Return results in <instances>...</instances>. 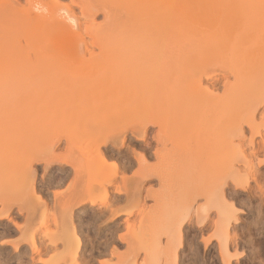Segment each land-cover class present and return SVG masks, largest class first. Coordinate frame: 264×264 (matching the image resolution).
<instances>
[{"label": "rangeland", "instance_id": "obj_1", "mask_svg": "<svg viewBox=\"0 0 264 264\" xmlns=\"http://www.w3.org/2000/svg\"><path fill=\"white\" fill-rule=\"evenodd\" d=\"M27 1L12 0L19 3L15 5L20 9L25 6L22 9L37 11ZM39 2L42 4L36 6L44 14L53 9L55 15H62L58 16L60 19L66 15L71 30L82 37L74 41H47L38 47L21 46L15 52L19 58L56 52L73 58L72 61L44 66L15 84H4L6 72H0V264H264V150L260 148L264 147V0H186L189 19L204 24L202 30L189 27L192 29H188L189 39L200 41L201 36V40L203 36L209 39L211 31L215 39L223 41L219 42L221 46L229 42L222 50L219 48L221 51L204 55L206 60L201 62L203 58L199 59L192 47L194 42L190 41L193 45L188 46L186 54L194 55L196 63L193 57L189 58L196 67L189 61L187 75H191L185 80L189 92L198 95L199 77L203 79L202 86H209L212 81L198 73L201 63L219 81L215 88L211 87L212 99L210 95L205 98L210 94L206 93L200 96L202 104L197 109L191 108L195 109L191 117L198 119L192 120L194 124L189 122L188 132L187 124L182 122L185 128L180 129H185L186 135L182 131L183 140L175 143L172 140L180 130V123L168 122L163 113L159 116L155 104L154 110L151 105L154 100L148 98L151 104L147 100L153 91H149L151 87H156L150 83L149 75L158 74L149 70L150 80L145 76V81L142 70L159 68L164 62L171 65L177 60L173 57L176 51L159 48L160 41L144 40V33L140 38L135 36L140 39L136 40L138 43L132 34L108 36V31L117 25L115 20L120 19L114 12L122 11L125 6L122 1L113 6L108 4L107 11L112 10L114 15L108 14L109 19L104 14L105 8L88 10V0ZM177 3L178 0L173 1L174 14L179 11ZM9 6L11 1L0 0V51L11 44L12 35L8 31L22 24V19L14 18L12 8H6ZM140 7L130 6L131 19L141 15L143 7ZM7 10L12 12L14 21L10 13L5 14ZM223 10L231 12H227L230 16H226V21L220 19ZM67 14L74 16L76 22L67 19ZM112 18L115 20L111 21ZM140 19L132 21L138 24ZM220 22L226 26L222 35L206 27ZM232 22L238 28L233 27L236 31L228 27ZM188 23L196 24L192 19ZM250 25L256 29L253 36ZM118 45L125 47L126 52L120 51L118 54H122L115 56L117 52L113 50ZM8 53L1 55L0 66L11 62L12 55ZM90 57L100 62L98 72L75 88L55 86V89L53 85L50 88L51 76L66 78L75 74L80 69L76 59ZM114 60L118 64L109 67ZM112 67L116 68L113 70L116 75L126 76L113 92L106 84L114 75L109 70ZM15 68L1 66L0 71L10 73ZM106 85L116 98L113 94V98L106 96L110 92ZM145 87L149 89L145 91ZM86 92L95 95L86 98ZM14 93L21 98L15 96L18 100L11 101ZM124 93L128 94L124 97L127 100L121 98ZM174 98L170 95L167 98L170 102L154 99L159 105L162 102L173 107L180 103L179 97ZM214 111L217 116L207 120V114ZM150 119H160V123L150 124ZM227 120L234 121L240 129L225 133L223 126L233 127ZM215 132H223V136H216L217 141L210 143V148H200L199 140ZM98 149L107 162L117 163L113 178L110 169L101 167L100 158L96 157ZM141 155L145 162L141 161ZM47 156L55 158L52 163L48 160V166ZM255 172L259 174L255 175L259 176L255 177L257 182L253 178ZM105 187L108 194L104 197ZM92 194L95 203L91 202ZM76 246L79 250L75 252Z\"/></svg>", "mask_w": 264, "mask_h": 264}, {"label": "bare ground", "instance_id": "obj_2", "mask_svg": "<svg viewBox=\"0 0 264 264\" xmlns=\"http://www.w3.org/2000/svg\"><path fill=\"white\" fill-rule=\"evenodd\" d=\"M9 1H11V8H10V6L9 7H6L7 9H11V11L14 13V18H18L19 20L20 19H22V24H20L19 25V28L17 27V29L16 28H14V29H16V30H14L13 28H12V31L11 30H9L8 31V33L9 34H11L12 35V37H11V46L9 45V44H7V45H5V47H4V49H2V51H0V52H2L1 54H0V57H1V55H4V53H8V51H9V55L11 56L12 55V57H11V59L9 60V61H11L10 63H7L6 64V66H5V63H4V65H1L2 67L4 66V69H6V68H10V67H12V66H14V67H16L15 68V70L14 71H12V72H10V73H8L9 72V70H1L0 72H2V71H4V72H6V77L7 78H4L5 80H3V83L4 84H15V83H17V82H19V81H21L22 79H25L26 77H27V75L29 76V75H33L32 73H34V71L36 72H38L40 69H42L44 66L45 67H54V66H56L58 63H60V62H63V63H65V62H68V61H72L73 60V58H70V57H68V56H64V55H59V54H57L56 52H54V53H52V55H51V53L49 54V55H46V54H38L36 57H31V58H19V57H17V54L15 53L16 51H18L17 49H19L21 46H23V47H26V45L28 46H35V47H38V46H40L41 44H44L45 42H47V41H60V40H70V41H74V40H78V38L80 37H82L80 34L81 33H79V32H73L72 30H71V24H69L68 23V21H66L65 19H66V15L65 16H63L61 19H60V17L62 16H60V14L58 15V16H60L59 18H58V16L57 15H55L56 13L55 12H52L53 11V9L52 10H47L46 12H50V13H47V14H44V12H42L43 10L42 9H40L41 10V12H40V10L38 9V7L36 6V5H38V4H40L41 2H39V0H28L27 2H29V1H31V4H30V7H32L33 9L36 7L37 8V11L39 10V12H37V11H33V10H26V9H29V8H26V9H22V8H24V7H22L21 9L19 8V7H17V6H19V5H15V4H19V3H13L12 2V0H9ZM118 1V2H117ZM123 2L124 3V8H122V11L120 12V11H116V12H114V10H113V12H114V15H117L118 16V18H120L119 19V21H118V19L117 20H115V19H113L112 18V20L111 21H113V20H115V21H117L114 25H116V27L114 26L113 27V29H111V33H110V35H109V31H108V36H113V35H117V34H120V35H126V34H132L134 37L135 36H140L141 35V33L143 34L144 33V40H146V41H149L150 40V42L151 43H153L152 42V40L154 41H160L161 43V45L160 46H162V47H159V48H162V49H164V47H166L165 49H169V48H171V50H173L175 53H177V54H175V55H173V57L175 56V58L177 59L176 61H174V63H172L171 65L168 63H166V62H164L163 64L164 65H162V66H160L159 68H154V67H149V68H145L146 70L148 69V71H143V70H145V69H143L142 70V73H144V74H142V75H144V77L143 76H141V78L140 79H142V77H143V79L146 81L147 79V77L145 78V76H148L147 75V73L149 72V70H151L150 72L153 74H155V73H157L156 75L157 76H153V75H149V76H151V81H150V83H152L153 84V86H156V87H154V89H153V87H151L152 89L151 90H149V91H152V93L150 94L151 96L153 95V98L149 95V93H147V95H149V96H147V100H148V98H149V100H154V103H152L151 104V102H149V100H148V104L150 103L151 105H152V108H153V104H155V106H156V109H155V107L153 108V110L155 109V110H157V111H159V113L160 114H158L159 116H161V114L163 113L164 115H166L167 117V121L169 122H171V121H175V122H179L180 124H178V126H179V128L178 129H180V126H182L183 128H185V124H187V126H186V131L188 132V130H187V128L189 127V125H190V123L189 122H192L193 123V121L192 120H195L196 121V119H198V118H192L191 117V115H194V111H195V109H197L196 107H198L200 104H202V103H200V102H202L201 101V99H200V96L201 97H203V96H205V94L206 93H210V94H207V96H205V98H209L208 97V95H210L211 96V93H212V89H211V87H216V85H217V80H218V78L216 77V74L214 73V72H208V71H206V69H207V67L205 66V64H203V63H201V64H203V65H201L200 64V69H198V70H200L198 73H200V75L203 77H206V78H209V79H211L212 81H211V83H210V85L209 86H202L201 84V82H202V80L203 79H201L200 77L199 78H197V81H198V89H199V92H198V95L197 96H193V94H191L190 92H189V90L188 89H190L189 87H186L185 86V80H186V77L188 78V76L189 75H191V74H189V75H187L188 74V72L190 73V70H189V67L191 66L190 64L191 63H193L194 64V62H193V60H194V55H190V56H188L187 57V54H186V51H187V48H188V46H192V45H190V41H191V43H193L194 42V45L192 46L195 50L194 51H196V53L198 54V56H199V59H202L203 57H204V55H206V54H208V53H210V51H212L213 52V50H216V51H218L219 52V48H221V47H224V46H221V44L220 43H223V41L222 42H220L219 40H217V39H215V37H213V35H212V32L210 31V29H215L216 31H218L217 32V34H219L220 32H222L221 33V35L223 34V32H224V30H226V26H223V22H220V23H213L212 25L211 24H209V25H207L206 27H208L207 29L210 31V33H211V37H210V35H209V39H205L204 37L205 36H203V40H201V38H202V36H201V38H199L200 39V41H195L194 39L193 40H191L192 38H188L189 37V35H188V32H189V30H192V29H189V27H193V28H197V27H199V29H201L202 30V28H200L201 26H203L202 24H201V22H200V24H199V22H196L192 17L190 18V19H192L193 20V23H196V24H192V25H190L188 22H189V17H188V15H187V4H186V0H178V10L179 11H176V13L174 14L173 13V11H172V7H173V1L174 0H88V2H87V5H86V7H87V9L88 10H92V9H95V8H101L102 9V11H104L105 9V11H104V14H105V16L107 15V19H109V17H108V14L109 15H113V13H112V10H110V12L109 11H107L109 8H108V6L110 5V4H112V5H110V6H113V4H116V3H119V2ZM26 2V3H27ZM35 2H36V4H35ZM45 2V1H44ZM13 3V4H12ZM38 3V4H37ZM50 3V2H49ZM48 3V4H49ZM136 3V4H135ZM28 4V3H27ZM42 4V3H41ZM47 4V3H46ZM109 4V5H108ZM9 5H10V2H9ZM29 5V4H28ZM27 5V6H28ZM31 5H33V6H31ZM53 5V4H52ZM107 5V6H106ZM131 5H135V6H141V7H143V10H142V13H141V15H139V17L141 18L140 20H138V24H136V22H137V19H139V17L138 18H136V15H134L135 16V18H132L131 19V15L133 16V14L130 12V6ZM29 7V6H28ZM127 7H129V9H127ZM140 7V8H141ZM40 8V7H39ZM103 8H105L104 10H103ZM108 8V9H107ZM140 8H137V9H140ZM200 9H202L203 10V7H199ZM111 9H112V7H111ZM137 9H136V11H137ZM174 9V8H173ZM206 9V8H205ZM26 10V11H25ZM55 10V9H54ZM5 11V10H4ZM8 11V10H7ZM55 11H57V10H55ZM140 11H141V9H140ZM139 11V12H140ZM3 12V11H2ZM12 12L10 13V11H8V12H5V14L7 13V14H9L10 13V18H13L12 16H11V14H12ZM106 12V13H105ZM121 13V15H119L120 13ZM207 12V11H206ZM227 12H229V11H226V10H223V12L221 13V15H220V19H221V21L223 20V18H224V20L226 21V16H230V15H228V13H227V15H226V13ZM112 13V14H111ZM208 13V12H207ZM229 13H231V12H229ZM203 14H204V12H203ZM13 15V14H12ZM15 15H16V17H15ZM22 15V18L20 17ZM113 15V16H114ZM8 16V17H9ZM20 18H19V17ZM67 16H68V14H67ZM120 16V17H119ZM142 16V17H141ZM215 16V15H214ZM188 17V18H187ZM13 18V21L15 20ZM71 19L72 21H75L76 22V18L74 17V16H71V15H69L68 17H67V19ZM231 18H232V16H231ZM9 19V18H8ZM17 19V20H18ZM188 19V20H187ZM228 19V18H227ZM18 20V21H19ZM136 21V22H133V21ZM223 20V21H224ZM229 20V19H228ZM114 21V22H115ZM195 21V22H194ZM199 21V20H198ZM4 22V21H3ZM19 22V23H20ZM113 22V23H114ZM191 22V21H190ZM70 23H72V22H70ZM73 24H74V22H73ZM3 25V24H2ZM254 25V24H253ZM253 25L251 26L252 28L251 29H253V31H251V33L250 34H252V32H254V30H256V29H254L255 27H253ZM257 25V24H256ZM255 25V26H256ZM22 26V27H21ZM235 26V23H229V25H228V27L231 29L232 28V30L234 29L233 27ZM249 26V27H250ZM260 26V25H259ZM236 27V29H238L237 28V26H235ZM244 27H246V29H249L248 28V26H244ZM115 28V29H114ZM225 28V29H224ZM259 28V27H258ZM7 29V28H6ZM138 29V30H137ZM189 29V30H188ZM198 29V28H197ZM236 29H234L235 31H236ZM25 30H26V32H25ZM85 30H87V29H85ZM113 30V31H112ZM144 30H146V32L148 31L149 33H146V32H144ZM194 30H196V29H194ZM204 30V29H203ZM229 30V29H228ZM233 30V31H234ZM245 30V29H244ZM250 30V29H249ZM257 30H259V29H257ZM27 31L29 32V33H27ZM131 31V33H129ZM133 31V32H132ZM137 31H140V33L139 32H137ZM197 31V30H196ZM198 31H200V30H198ZM10 32H12V33H10ZM137 32V33H136ZM191 32V31H190ZM194 32V31H193ZM206 32V31H205ZM230 32H232V31H230ZM242 32H246V31H242ZM258 32V31H257ZM261 32V31H260ZM24 33L26 34L27 33V35H24ZM125 33V34H124ZM195 33H197V32H195ZM194 33V34H195ZM247 33V32H246ZM249 33V32H248ZM247 33V34H248ZM149 34V36H147ZM156 34V35H155ZM199 34L201 35V32H199ZM154 35L155 36H157L158 37V39L156 38V37H154ZM200 35H198V36H200ZM207 35V34H206ZM252 36H253V34H252ZM251 36V37H252ZM262 36V35H261ZM98 37V36H97ZM96 37V38H97ZM100 37V36H99ZM98 37V38H99ZM135 37L134 38V40H135V42H137L136 40L138 39V38H140V37ZM148 37H152V38H154V39H150V38H148ZM223 37V36H222ZM96 39L97 41H100L101 39ZM142 38H141V40H142ZM146 38V39H145ZM156 38V39H155ZM207 38V37H206ZM225 38V37H224ZM263 38H264V36H263ZM149 39V40H148ZM160 39V40H159ZM198 39V40H199ZM205 39V40H204ZM253 38H251V39H248V40H252ZM13 40V41H12ZM15 40H16V42H15ZM83 40V39H82ZM140 39H138V41H139ZM9 41V40H8ZM143 41V40H142ZM258 41H259V39H258ZM263 41V40H262ZM13 42H15V43H13ZM135 42H134V44L133 45H130V46H134L135 45ZM220 42V43H219ZM228 42H229V40L227 41V42H225V47H226V44H228ZM250 42V41H249ZM138 43V42H137ZM155 43V42H154ZM132 44V43H131ZM139 45V44H138ZM122 46V45H121ZM121 46H116L115 47V49L113 50V52L115 51V53H116V55L115 56H118V55H120V54H122V53H120V54H118L120 51H123V52H126L125 50H124V48L125 47H121ZM149 46V45H148ZM6 47H8V48H6ZM12 47V49H10ZM22 47V48H23ZM127 47V46H126ZM224 47V48H225ZM1 48H2V46H1ZM0 48V49H1ZM228 48V47H227ZM5 49H9V50H7V52H6V50ZM129 49V48H128ZM164 49V50H165ZM192 49V48H191ZM190 49V50H191ZM219 49V50H218ZM255 49V48H254ZM221 50H222V48H221ZM220 50V51H221ZM227 50V49H226ZM13 51V52H12ZM251 51V50H250ZM250 51H249V53H250ZM254 51V50H253ZM189 52V51H188ZM252 52V51H251ZM11 53H13V54H11ZM114 53V54H115ZM221 53V52H220ZM245 53V52H244ZM244 53H241V54H244ZM248 53V51H247V55L249 54ZM118 54V55H117ZM213 54H215V53H212V55ZM124 55V54H123ZM196 56V55H195ZM207 56H209V55H207ZM207 56H205V58L207 57ZM215 56V55H214ZM244 56H246V54L244 55ZM249 56H250V54H249ZM169 57H172L171 55L169 56ZM189 57H193L192 59L191 58H189ZM243 57V56H242ZM251 57V56H250ZM210 58V57H209ZM213 58H216V57H213ZM246 58H247V56H246ZM255 58V57H254ZM208 59V58H207ZM210 59H212V58H210ZM256 59V58H255ZM77 60V62H79V64H80V69H79V71L77 72V73H75V74H71V75H69L68 77H66V78H62V77H58V76H51L50 77V81H49V83H50V88H52V85H53V87L55 88V86H56V88L57 89H59V87L58 86H61V87H71L72 86V88H75V85H78V84H81V83H83V81L90 75H92L93 73H95V72H98L100 69L99 68H101V67H98L99 66V61L97 60V59H95V58H93V57H90V58H79V59H76ZM174 59H172V61H173ZM203 60H206V59H202L201 60V62L203 61ZM253 59H252V57H251V60L250 61H252ZM256 60H261V58H257ZM255 60V62H259V61H256ZM8 61V62H9ZM189 61H192L191 63L189 62ZM195 61V63H196V60H194ZM210 61V60H209ZM204 62H207V63H209L210 64V62H208V61H204ZM254 62V61H253ZM262 62V61H261ZM1 63V62H0ZM111 63V64H110ZM109 63V67L110 66H113V65H115V64H118L117 63V61L115 62V60L114 61H111ZM218 63V62H217ZM2 64V63H1ZM167 65V66H166ZM197 65H199V63H197ZM262 65H264V61H263V63H262ZM1 66H0V69H1ZM100 66H101V64H100ZM166 66V67H165ZM96 67H98V70H95V69H97ZM103 67V66H102ZM117 67H119V66H117ZM192 67H193V65H192ZM194 67H196V64H194ZM115 67H112V69H109L110 71L112 70H115L116 71V68L114 69ZM197 68H199L198 66H197ZM197 68H195V69H197ZM155 69H160V70H156L155 71ZM165 69V70H164ZM153 70V71H152ZM193 70L194 69H192V72H193ZM115 71H113V74L114 75H112V73H111V77H109L108 79L109 80H107L106 81V84L109 86V88L112 90V92L115 90V88L119 85V83H120V80L121 79H123L124 81H125V78H126V76H124V75H122L121 73H118L117 75L115 74ZM188 71V72H187ZM195 71V70H194ZM4 72H2V73H4ZM160 72V73H159ZM196 72V71H195ZM40 73V72H39ZM197 73V72H196ZM1 74V73H0ZM8 74V75H7ZM146 74V75H145ZM161 74V75H160ZM193 74V73H192ZM3 75V74H2ZM5 75V74H4ZM4 75H3V77H4ZM37 75V74H36ZM116 75V76H115ZM121 75V76H120ZM139 75H141V72H140V74ZM160 75V76H159ZM194 75V74H193ZM192 75V76H193ZM196 75V74H195ZM199 75V74H198ZM198 75H197V77H198ZM123 76V77H122ZM149 76H148V80H150V78H149ZM122 77V78H121ZM154 77V78H153ZM195 77V76H194ZM203 77V78H204ZM137 78V77H136ZM189 78H190V76H189ZM138 79H139V77H138ZM137 79V80H138ZM142 79V80H143ZM199 79V80H198ZM123 80L121 81V82H123ZM8 81V82H7ZM219 81V80H218ZM154 82V83H153ZM196 82V81H195ZM107 85H106V89H107ZM225 85H227V82H225ZM60 87V88H61ZM150 87V86H149ZM191 87V86H190ZM55 88V89H56ZM109 88L107 89V91L109 92L110 90H109ZM46 89V88H45ZM54 89V90H55ZM149 88H146L145 87V91L146 90H148ZM157 89V90H156ZM194 89V88H193ZM106 91V92H107ZM131 91H133V90H131ZM155 91V92H154ZM190 91H191V89H190ZM215 91V90H214ZM128 92V91H127ZM87 94H86V98H92V96H94L95 94L94 93H92V92H86ZM89 93V94H88ZM105 93V92H104ZM133 93V92H132ZM143 97L144 96H146V95H144L145 94V92H144V90H143ZM142 93H141V95H142ZM254 93V92H253ZM106 94V96L107 97H112V95L111 94H113V93H111V91L109 92V93H105ZM131 94V93H130ZM139 94V93H138ZM212 94H214V93H212ZM92 95V96H91ZM116 95V94H115ZM114 94H113V97L115 96ZM132 95V94H131ZM140 95V96H141ZM170 95H174L175 96V100H177L176 99V96L177 97H179L180 99H182L181 101L183 102V100H185L184 101V103H181V101H180V99H178L179 101L178 102H180V103H178V105H177V103L173 106V107H166V106H164V105H169V104H164L163 105V103L161 102L160 103V105H159V102H156L155 103V99L154 98H156L158 101L160 100H162V99H165L166 101L167 100H169V102H170V100L172 99H167V98H169V96ZM184 95V96H183ZM216 95L217 94H215V95H213V98H214V96L216 97ZM16 96V98H18V96L21 98V96L20 95H18V94H13V95H11V97L9 98L11 101H14L15 99H14V97ZM105 96V95H104ZM128 96V94L127 93H124V94H122V96H121V98H124V97H127ZM182 96V97H181ZM255 96V95H254ZM52 96H50V98H51ZM112 97V98H113ZM131 97V96H130ZM151 97V98H150ZM223 97V96H222ZM252 97H253V95H252ZM53 98H54V96H53ZM115 98H116V96H115ZM129 98V97H128ZM185 98V99H184ZM205 98H203L204 100H205ZM221 98V97H220ZM6 99V98H5ZM14 99V100H13ZM19 99V98H18ZM18 99H16V100H18ZM124 99H126L127 100V98H124ZM142 99V98H141ZM144 99V98H143ZM187 99V100H186ZM211 99H212V96H211ZM203 100V101H204ZM2 101V103H5V101H4V99L3 100H1ZM4 101V102H3ZM123 101V100H122ZM145 101V100H144ZM175 102V101H174ZM177 102V101H176ZM218 102H219V100H218ZM221 102V101H220ZM219 102V103H220ZM144 103V102H143ZM142 103V104H143ZM147 103V102H146ZM158 103V104H157ZM166 103H168V102H166ZM180 104V105H179ZM183 104V105H182ZM187 104V106H185ZM221 104H222V102H221ZM224 104H225V102H224ZM147 105V104H146ZM157 105H158V108H157ZM254 105H257L256 103L254 104ZM162 106V107H161ZM204 106V105H203ZM217 106H218V104H217ZM219 106H220V104H219ZM218 106V107H219ZM232 106V105H231ZM184 107V108H183ZM187 107V108H186ZM195 108V109H192L191 110V108ZM201 107V106H200ZM222 107V106H221ZM233 107V106H232ZM253 107H256V106H253ZM152 108H151V110H152ZM188 108H190V109H188ZM231 108V107H230ZM143 109V108H142ZM233 108H231V111H233L232 110ZM255 109V108H254ZM253 109V110H254ZM161 110V111H160ZM194 110V111H193ZM191 112V114H190V112ZM192 111L194 112L193 114H192ZM225 111V110H224ZM228 111V110H227ZM208 112V111H207ZM219 112V111H218ZM145 113V112H144ZM139 114V113H138ZM148 114V113H147ZM162 114V115H163ZM205 114H206V112H205ZM217 114L218 113H216L215 111L214 112H212V113H210L209 115L207 114V116L206 117H208L207 118V120L209 119H214L216 116H217ZM233 114V113H232ZM146 115V114H145ZM152 115V114H151ZM195 115H197V114H195ZM148 116V115H147ZM157 116V115H156ZM198 116V115H197ZM201 116V115H200ZM200 116H199V118H200ZM204 116V115H203ZM143 117V116H142ZM155 117V116H154ZM202 117V116H201ZM205 117V116H204ZM203 117V118H204ZM27 118V117H26ZM233 118V117H232ZM231 118V119H232ZM142 119V118H141ZM143 119H145V118H143ZM142 119V120H143ZM148 119V118H147ZM163 119V118H162ZM169 119V120H168ZM224 119V118H223ZM228 119V118H227ZM230 119V118H229ZM264 119V118H263ZM262 119V120H263ZM141 120V121H142ZM220 120V119H219ZM226 120V119H225ZM225 120H222L221 122H224ZM147 121V120H146ZM145 121V122H146ZM162 121V120H161ZM194 121V122H195ZM228 121V120H227ZM226 121V122H227ZM231 121V120H230ZM163 122V121H162ZM185 123L184 125H183V123ZM140 123V122H139ZM143 123V122H142ZM148 123H150V124H156V123H160V119H150L149 121H148ZM192 123H191V125H192ZM228 123H232V124H229L230 126L232 125L233 127H230L229 128V126H227L228 128H224V127H226V126H223L222 128L223 129H226V130H224V132L226 133V132H228L229 130V132H231L232 131V129H233V131L235 130L234 128H236L237 127V124H235V122L234 121H232V122H229L228 121ZM235 125H234V124ZM145 124H147V122L146 123H144V124H142V125H144L145 126ZM166 124V123H165ZM176 124V123H175ZM182 124V125H181ZM194 124V123H193ZM200 123H198L197 125H199ZM212 124V123H211ZM227 124V123H226ZM239 124V123H238ZM201 125V124H200ZM220 125H218V127H219ZM235 126V127H234ZM162 127V126H161ZM199 127V126H198ZM197 127V128H198ZM207 127V126H206ZM218 127L216 128V129H218ZM240 126H238L237 128H236V130L239 128ZM183 128H181L178 132H176V134L177 135H174V137H175V139H171L172 141H174V143L176 142V140L177 141H179V140H183V138L184 137H182V135H184L185 133H184V131H185V129H184V131H183ZM190 130H191V126H190V128H189ZM202 129V128H201ZM220 129V128H219ZM222 129V130H223ZM240 129V128H239ZM189 130V131H190ZM196 130V129H195ZM162 131V130H161ZM166 131V130H165ZM169 131V130H168ZM173 131H175V130H173ZM183 131V133L184 134H182L181 132ZM192 131V130H191ZM163 132V131H162ZM194 132V131H193ZM196 132V131H195ZM259 132V131H258ZM182 135H181V134ZM208 133H210V132H208ZM217 132H215L212 136H210L209 138L207 137V139H202V140H199V142H198V145H200L199 147L201 148H210V143H213L214 141H217V140H215L216 139V136H217V138L219 137V135H221V136H223V134H221V133H223V132H221V133H218V134H216ZM163 134V133H162ZM195 134V133H194ZM161 135V134H160ZM171 135V134H170ZM186 135V134H185ZM211 135V134H210ZM164 136V135H163ZM165 136H166V134H165ZM172 136H173V134H172ZM194 136V135H193ZM192 136V137H193ZM204 136V135H203ZM225 136V135H224ZM191 137V136H190ZM170 138H171V136H170ZM182 138V139H181ZM205 138V137H204ZM223 138H225V137H223ZM220 139V138H219ZM222 139V138H221ZM160 140V139H159ZM219 141V140H218ZM220 142V141H219ZM222 143H224L223 141H222ZM226 143H228V142H226ZM196 144H197V142H196ZM231 144H233V143H231ZM197 146V145H196ZM195 146V147H196ZM230 146V145H229ZM254 146V145H253ZM228 147V146H227ZM230 147H232V146H230ZM230 147H228V149L230 148ZM199 148V149H200ZM225 148H226V146H225ZM256 147H253V151H254V149H255ZM260 148H262V150H264L263 148L264 147H261L260 146ZM227 149V148H226ZM161 150V149H160ZM211 150V149H210ZM220 150V149H219ZM233 150V149H232ZM236 150V149H235ZM239 150V149H238ZM157 151L158 152H160L158 149H157ZM229 151V150H228ZM251 152L252 154L253 153H255V152ZM256 152H257V150H255ZM157 152V153H158ZM239 152V151H238ZM215 153H216V151H215ZM215 153H214V156H215ZM226 153V152H225ZM235 153V152H234ZM50 154V153H49ZM155 154H156V151H155ZM193 154V153H192ZM236 154V153H235ZM51 156H53V154L51 153L50 154ZM98 156V159H99V161H100V163H101V167H103V168H107V169H110L109 171L111 172V178H113L114 176H115V174H116V172H117V169H118V166H117V163L116 162H107V160H106V158H105V155H104V153L102 152V151H100L99 149L97 150V153H96V157ZM48 157L49 156H47V157H45V159L47 158V160L45 161L46 163H47V165L46 166H48V165H50V164H48V163H50L51 162V160L53 161L55 158L53 157V158H51V159H48ZM40 158V157H39ZM140 158H141V161H143L144 160V156L143 155H141L140 156ZM218 158V157H217ZM202 159H204V157L202 158ZM50 162H49V161ZM218 160V159H217ZM216 160V161H217ZM43 161H44V159H43ZM55 161V160H54ZM215 161V162H216ZM44 162V163H45ZM57 162V161H56ZM70 162V161H69ZM144 162H145V160H144ZM45 163V164H46ZM52 163V162H51ZM79 163V162H78ZM81 163V162H80ZM79 163V164H80ZM217 163V162H216ZM143 164V163H142ZM215 164V163H214ZM45 166V167H46ZM144 167V166H143ZM257 173L255 172V174L253 175L254 177V179H255V177L257 178H259V176H255ZM257 175H259V174H257ZM97 176V175H96ZM110 176V175H109ZM33 177V176H32ZM98 177V176H97ZM111 178H109L110 180H111ZM256 180V182H257V180L258 179H255ZM100 181H98V183H99ZM259 182V181H258ZM99 184H102L101 182L99 183ZM93 186H94V184H93ZM107 187H105V189L103 188V192H102V196H107V194H108V189H106ZM119 188V187H118ZM118 188H116L118 191H119V189ZM121 190V189H120ZM39 199V198H38ZM40 200V199H39ZM91 202L92 203H95V196L92 194V196H91ZM91 203V204H92ZM77 242H80L79 241V239L77 240ZM77 248H75V252L76 251H78L79 250V247L78 246H76Z\"/></svg>", "mask_w": 264, "mask_h": 264}]
</instances>
